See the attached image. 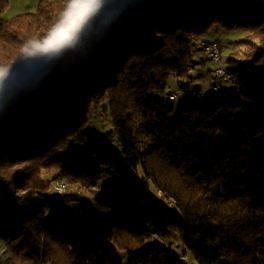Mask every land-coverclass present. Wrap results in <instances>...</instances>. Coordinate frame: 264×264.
<instances>
[{"label": "trees", "instance_id": "trees-1", "mask_svg": "<svg viewBox=\"0 0 264 264\" xmlns=\"http://www.w3.org/2000/svg\"><path fill=\"white\" fill-rule=\"evenodd\" d=\"M64 4L39 0L6 18L11 0H0V64L12 66L0 94L49 65L20 49ZM217 27L248 33L245 58L225 60L242 87L219 99L192 92L179 107L156 93L173 74L185 89L204 76L192 68ZM99 108L117 145L93 132ZM105 174L114 190L99 186ZM58 180L93 192L94 211L57 210L70 193ZM189 253L196 264H264V0H120L76 49L0 100V264H187Z\"/></svg>", "mask_w": 264, "mask_h": 264}, {"label": "rangeland", "instance_id": "rangeland-1", "mask_svg": "<svg viewBox=\"0 0 264 264\" xmlns=\"http://www.w3.org/2000/svg\"><path fill=\"white\" fill-rule=\"evenodd\" d=\"M39 0H11V5L7 11L3 12L2 15L4 17H10L18 12L22 11H33L36 9L37 3ZM248 36L247 32L243 31H235V32H225L221 28H215L210 34L209 38L218 39L222 45L223 49V58L228 61L230 57H237L239 60L245 58L247 55L250 45L246 38ZM200 42V41H198ZM204 57L202 51H198L196 53V58L201 59ZM200 61V60H199ZM225 61V64L228 62ZM215 64L211 60L206 61L204 67L200 68L203 71L206 79L196 78L193 82L186 87V89L179 83L178 77L176 75H171L169 78L168 86L166 90L156 91V93L160 94L162 97L166 98L167 101L174 103L177 107H179L183 102L187 100L188 94L192 93L194 89L201 86V90L206 94H210L211 85L209 83V79L212 78L207 69H214ZM170 93H176L177 97L174 100L168 99V95ZM90 115V125L93 129V132L99 134L103 140H105L109 145L113 146L117 145V142L109 136V132L112 130V122L109 114H105L102 112V109H95ZM253 110H251L252 112ZM120 149V147H118ZM78 151L76 146H71L66 150V153ZM118 151V149H117ZM120 154V152H119ZM68 157H72V154H67ZM143 177L142 169L140 168L138 172L135 173V178L139 182H141ZM119 183L118 178L111 174H105L100 182V187L104 190H114L116 185ZM101 188H95L96 190ZM94 189V190H95ZM149 191L151 194V198L157 205H161V194L157 192V190L151 184L149 187ZM55 192V191H54ZM52 192L53 196L57 197L58 193ZM70 193H65L59 195L56 202L57 210H64L67 215H70L72 211L76 209H83L87 213H92L94 211V200H93V192L86 191V189L81 187H71L69 190ZM166 206V204H163ZM73 211V212H74ZM95 218L99 217V214L95 212ZM172 246L177 249V252H180L182 249V245L175 233L171 236ZM190 259L187 260V264H196L195 259L189 253Z\"/></svg>", "mask_w": 264, "mask_h": 264}, {"label": "clouds", "instance_id": "clouds-1", "mask_svg": "<svg viewBox=\"0 0 264 264\" xmlns=\"http://www.w3.org/2000/svg\"><path fill=\"white\" fill-rule=\"evenodd\" d=\"M102 0H65L63 9L51 27L41 36L24 41L20 58L46 60L51 64L63 53L78 47L89 20L100 10ZM11 65L0 64V85L11 73Z\"/></svg>", "mask_w": 264, "mask_h": 264}, {"label": "built area", "instance_id": "built-area-1", "mask_svg": "<svg viewBox=\"0 0 264 264\" xmlns=\"http://www.w3.org/2000/svg\"><path fill=\"white\" fill-rule=\"evenodd\" d=\"M202 53L204 54V57L202 58V60L197 62V64H195V66L192 68V71H196L198 68L200 69L204 67V64L208 60H211L212 62H214L215 68L212 70L213 83L210 89L211 93L206 94L202 90L194 89L193 93L198 98L203 99L205 97L207 98L214 97L216 99H219L229 94L227 88L225 87L226 85H228L229 87H234L237 90H239L242 87V83L238 81L237 79H235V77L233 76V73L230 71L227 64H225V60L223 58V51L217 39L205 38L202 41ZM243 59H241V61ZM243 73L250 80L253 81L255 79L254 73L249 71L248 69L243 68ZM168 97L170 100H173L177 97V94L170 93ZM55 183L56 184L54 185V187L60 193L68 192L70 190L69 184H67L64 181L58 180ZM73 213L75 216H77L79 214H83L84 210L81 208L76 209Z\"/></svg>", "mask_w": 264, "mask_h": 264}, {"label": "water", "instance_id": "water-1", "mask_svg": "<svg viewBox=\"0 0 264 264\" xmlns=\"http://www.w3.org/2000/svg\"><path fill=\"white\" fill-rule=\"evenodd\" d=\"M120 0H112L110 3H108L106 6H104L103 8H101L99 10V12L92 17L88 24L85 26V29L94 21L96 20L103 12H105L108 8L112 7L113 5H115L116 3H118ZM84 29V30H85ZM65 53H63L58 59L54 60L51 64H49L47 67L41 69L39 72H37L31 79L27 80L26 82L22 83L21 85H19L18 87L11 89L9 91L3 92L0 94V100L15 94L19 91H21L22 89L26 88L28 85L32 84L33 82L37 81L42 74H44L45 72H47L48 70H50L51 68L54 67V65L64 56Z\"/></svg>", "mask_w": 264, "mask_h": 264}, {"label": "crops", "instance_id": "crops-1", "mask_svg": "<svg viewBox=\"0 0 264 264\" xmlns=\"http://www.w3.org/2000/svg\"><path fill=\"white\" fill-rule=\"evenodd\" d=\"M205 38H208V37H205ZM205 38H204V39H205ZM197 78H199V79H201V80H202V79H206V78H205V75H204L203 77L200 76V77H197ZM200 86H203V84H200ZM204 91H205V90H204Z\"/></svg>", "mask_w": 264, "mask_h": 264}]
</instances>
